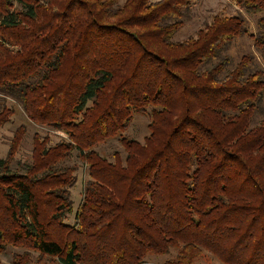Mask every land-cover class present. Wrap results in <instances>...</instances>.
<instances>
[{
	"label": "trees",
	"instance_id": "obj_1",
	"mask_svg": "<svg viewBox=\"0 0 264 264\" xmlns=\"http://www.w3.org/2000/svg\"><path fill=\"white\" fill-rule=\"evenodd\" d=\"M201 1L0 0V129L11 101L63 135L36 134L31 162L14 165L22 127L0 159V254L26 251L10 264H148L172 250L165 264H264V0H230L235 15L175 41ZM243 37L259 57L235 63ZM146 113L144 141L123 136ZM117 138L125 157L97 151ZM74 153L89 180L70 224Z\"/></svg>",
	"mask_w": 264,
	"mask_h": 264
},
{
	"label": "rangeland",
	"instance_id": "obj_2",
	"mask_svg": "<svg viewBox=\"0 0 264 264\" xmlns=\"http://www.w3.org/2000/svg\"><path fill=\"white\" fill-rule=\"evenodd\" d=\"M157 2L159 0H152ZM124 0H121L123 3ZM238 11L237 6L230 0H203L195 4L192 10V18L186 23V25L181 29V31L174 37L175 41H184L190 37L195 36L196 32L202 28L205 23L210 22L212 17L216 14L225 15H235ZM244 17L247 20V25L249 31L256 33L257 29V16H253L248 12L242 11ZM229 55L237 63L239 59L249 53L255 54L259 57V53L254 47V42L248 37H243L234 42L229 50ZM8 105L10 108L15 110V114L9 117V122L0 129V159H5L8 156L9 149L13 139L16 137L17 131L22 127L25 129V135L23 136L22 142L19 146L18 152L14 158V165L21 163L20 165L28 164L31 162L32 152H33V141L36 134H42L43 136L51 133L52 142H58L60 140L59 136H63L60 133H55L54 131L40 127L37 124L30 122L22 108L13 102L9 101ZM150 117L146 114H140L133 117L128 130L123 134V136L134 138L140 142L150 134L149 130ZM59 135V136H58ZM97 151L104 157L113 160L114 153L118 152L122 154L123 157L126 156L123 148L119 142V139L108 140L101 144ZM78 165L79 169L76 172V185L71 188V198L74 203V215L68 217L67 223H75V212L77 211L82 199H83V189L85 183L89 180L88 173L83 167L82 163L77 157V153H74L71 160L64 162V165ZM25 250L17 247H9L5 252L0 254L2 263L10 264L14 258L18 255H24ZM177 254L176 250H172L169 256H159L151 257L148 260V264H165L168 260L174 258ZM34 262L38 264H57L55 260L45 259L41 263L37 261L38 255L33 254ZM33 263V264H35ZM194 264H223L219 262L215 257L204 254L200 259L195 261Z\"/></svg>",
	"mask_w": 264,
	"mask_h": 264
}]
</instances>
